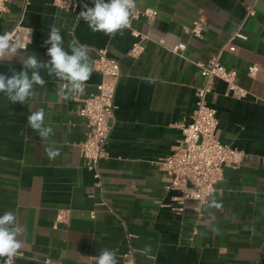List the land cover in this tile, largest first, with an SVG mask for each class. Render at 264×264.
I'll return each mask as SVG.
<instances>
[{"label": "crops", "instance_id": "obj_1", "mask_svg": "<svg viewBox=\"0 0 264 264\" xmlns=\"http://www.w3.org/2000/svg\"><path fill=\"white\" fill-rule=\"evenodd\" d=\"M249 7L252 17H246ZM144 8L155 9L157 17L133 22L146 36L135 60L127 56L133 42L128 29L115 38L93 32L51 0H10L0 15V34L20 17L32 29L21 56L26 51L49 60L44 41L55 25L69 54L72 40L88 46L91 63L96 50L105 48L121 73L115 121L100 162L101 188L80 154L87 129L77 114L79 102L73 94L68 99L59 94L62 82L42 70L46 83L34 86L26 104L8 102L0 93V214L14 212L23 228L14 264H96L106 248L120 262L125 232L133 234L137 264H264V0H137L136 9ZM195 21L202 26L201 38L189 32ZM179 44L185 46L183 57L171 51ZM19 55L0 62V73L21 70ZM214 56L236 70V83L247 91L234 98L216 80L208 97L217 112V139L244 158L237 167L222 166L215 192L197 206L180 203L177 193L166 189L169 179L159 162L183 146L179 125L189 121L195 91L203 84L195 63ZM251 65L259 67L254 77L247 75ZM100 80L92 71L78 97L95 92ZM39 109L54 128L47 140L27 126L28 116ZM50 145L60 150L55 160L47 157ZM61 211L67 219L60 223Z\"/></svg>", "mask_w": 264, "mask_h": 264}, {"label": "built area", "instance_id": "obj_2", "mask_svg": "<svg viewBox=\"0 0 264 264\" xmlns=\"http://www.w3.org/2000/svg\"><path fill=\"white\" fill-rule=\"evenodd\" d=\"M10 0H0V15L7 12ZM53 6L71 13L76 19L84 5L94 7L91 0H51ZM252 7L247 8L246 17L254 15ZM145 18L152 23L157 17V11L152 8L135 9L131 17V27L127 28L133 37V42L127 52V56L135 60L145 49L146 36L139 32L133 22L139 18ZM189 32L197 37H202V26L198 21L193 22ZM14 39H19L23 48L27 49L32 41V29L24 25L21 17L9 30ZM234 36L241 37L238 32ZM184 45L179 44L172 48V52L183 57ZM11 55V54H10ZM203 84L195 91V108L188 122L180 124L183 146L176 148L172 153L159 162V169L164 172L169 181L167 190L177 193L176 200L183 203L186 200L194 202L197 206L207 203L209 197L215 192L217 184L222 180V166L237 167L244 158L243 152L222 144L216 137L218 129V117L216 109L210 105L208 97L212 92L214 82L219 80L224 83L226 94L234 98H244L247 91L236 83L237 72L226 68L214 56L205 62L195 63ZM93 71L101 76L95 92L79 98L80 92L73 93L79 102L77 114L83 118L86 125V138L80 144V154L84 166L94 178V185L102 187V175L100 162L106 156L105 146L115 121V90L120 78L119 61L108 55L105 48L96 50V56L92 61ZM259 71L257 65H251L247 69V75L254 77ZM112 211L106 201L99 203ZM182 210V207L179 208ZM67 212L57 214V222H65ZM127 249L120 255L119 264H137L135 250L131 245L133 234L125 232Z\"/></svg>", "mask_w": 264, "mask_h": 264}, {"label": "clouds", "instance_id": "obj_3", "mask_svg": "<svg viewBox=\"0 0 264 264\" xmlns=\"http://www.w3.org/2000/svg\"><path fill=\"white\" fill-rule=\"evenodd\" d=\"M94 7L84 5L79 13L93 32H103L109 37L115 38L117 33H123L124 29L131 27V17L136 9L137 0H93ZM31 42V40H30ZM47 55L50 57L46 62L40 61L34 54L19 55L23 45L19 39H14L8 32L0 34V62L19 55L21 70L10 68V75L0 73V93H3L8 102L26 104L34 94V86H44L46 81L41 76L44 70L48 77L62 82L58 92L65 99L73 93H83L90 79L93 68L88 55V46L76 40L68 43L65 50L61 31L55 25L50 26L48 38L44 41ZM46 113L43 109L31 112L27 118V126L35 131L41 140H47L54 135L51 124H45ZM47 157L55 160L60 156L59 148L48 146ZM23 232L18 223L17 216L12 211H4L0 214V259L3 264H14L22 242L19 239ZM147 253L149 248H145ZM96 264H119L116 252L112 249H102L96 257Z\"/></svg>", "mask_w": 264, "mask_h": 264}]
</instances>
